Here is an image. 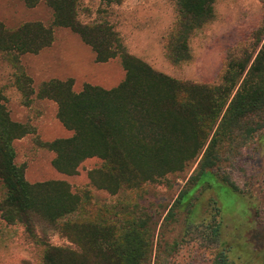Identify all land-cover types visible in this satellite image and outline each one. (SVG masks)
Segmentation results:
<instances>
[{
    "label": "trees",
    "instance_id": "obj_1",
    "mask_svg": "<svg viewBox=\"0 0 264 264\" xmlns=\"http://www.w3.org/2000/svg\"><path fill=\"white\" fill-rule=\"evenodd\" d=\"M41 1L52 10L51 25L26 22L9 29L0 22V54L13 70L22 105L53 102L56 119L71 133L40 143L53 154L51 165L60 174L76 175L84 161L96 158L101 165L88 172L91 185L116 195L183 172L200 158L190 180L194 186L206 175L213 176L224 144L238 147L264 125V0H260L262 21L252 51H229L220 75L211 83L177 79L156 70L129 53L118 32L104 20L80 22L82 0H22L28 8ZM98 1L108 7L124 0ZM172 1L175 19L162 48L165 59L180 66L192 59V36L214 19L216 0ZM54 28L77 35L93 51L96 63L119 58L123 80L111 89L86 83L75 92L72 78L50 79L35 90L20 58L50 48ZM28 134H34V128L11 119L0 92V219L23 227L38 243L43 240L36 233L40 226L58 231L73 245L42 243L37 264H147L152 234L145 220L98 211L90 191L74 192L65 181L27 180L25 166L16 163L14 142ZM224 184L238 191L233 183ZM187 193L179 195L176 205L183 204ZM218 258L212 264H228L224 256Z\"/></svg>",
    "mask_w": 264,
    "mask_h": 264
},
{
    "label": "rangeland",
    "instance_id": "obj_2",
    "mask_svg": "<svg viewBox=\"0 0 264 264\" xmlns=\"http://www.w3.org/2000/svg\"><path fill=\"white\" fill-rule=\"evenodd\" d=\"M214 10V19L190 39L192 59L180 66L171 65L162 48V39L175 19L172 0H124L121 5L108 7L98 0H82L78 18L82 23L108 22L129 53L160 72L177 79L211 83L220 75L229 51H252L263 14L260 0H216ZM52 19V10L42 1L28 8L22 0H0V22L6 28L26 22L49 26ZM20 60L35 90L50 79L68 78L74 80L75 92L86 83L111 89L124 78L119 58L96 63L90 47L68 29L54 28L50 48L37 55H23ZM12 72L0 54L4 104L12 120L34 128V134L14 142L16 163L25 166L29 182L62 180L74 192L90 191L98 211L116 213L127 220H145L152 234L147 264H212L219 255L228 264H264V125L238 147L224 144L213 176L206 175L194 186L190 180L200 158L183 172L167 175L159 182L111 195L90 183L88 172L101 165L96 158L84 161L73 176L60 174L52 167L53 154L40 143L66 138L71 133L56 119L53 102L34 100L29 107L22 105ZM226 180L238 191L227 187ZM182 192L188 193L183 204L176 205ZM36 233L42 237L41 243L23 227L6 225L0 219V264H37L44 242L73 247L58 231H45L39 226Z\"/></svg>",
    "mask_w": 264,
    "mask_h": 264
}]
</instances>
